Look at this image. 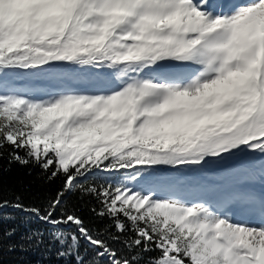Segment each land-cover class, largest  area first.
<instances>
[{
	"label": "snow or ice",
	"instance_id": "snow-or-ice-1",
	"mask_svg": "<svg viewBox=\"0 0 264 264\" xmlns=\"http://www.w3.org/2000/svg\"><path fill=\"white\" fill-rule=\"evenodd\" d=\"M38 250L264 264V0H0V261Z\"/></svg>",
	"mask_w": 264,
	"mask_h": 264
},
{
	"label": "trees",
	"instance_id": "trees-1",
	"mask_svg": "<svg viewBox=\"0 0 264 264\" xmlns=\"http://www.w3.org/2000/svg\"><path fill=\"white\" fill-rule=\"evenodd\" d=\"M26 172L27 169L14 166L10 173L4 175L3 195L5 198H10V194L14 193L23 196L26 204H38L49 190L54 191L59 186V181L48 185L44 181L36 179L35 173L32 176H28ZM10 226L7 223L4 225L5 228ZM31 227H40V225L33 223ZM0 264H59V262L56 260L54 254H49L46 259L43 251L38 250L27 253L4 252Z\"/></svg>",
	"mask_w": 264,
	"mask_h": 264
}]
</instances>
